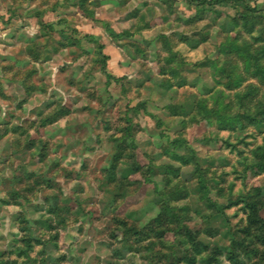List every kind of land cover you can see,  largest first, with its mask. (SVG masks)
<instances>
[{"label": "rangeland", "instance_id": "rangeland-1", "mask_svg": "<svg viewBox=\"0 0 264 264\" xmlns=\"http://www.w3.org/2000/svg\"><path fill=\"white\" fill-rule=\"evenodd\" d=\"M0 264H264V0H0Z\"/></svg>", "mask_w": 264, "mask_h": 264}]
</instances>
